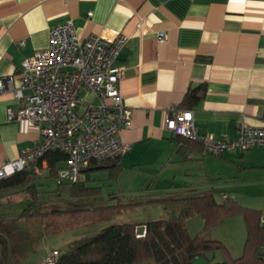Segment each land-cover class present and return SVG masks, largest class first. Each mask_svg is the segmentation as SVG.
I'll use <instances>...</instances> for the list:
<instances>
[{
  "label": "crops",
  "instance_id": "0c3cea01",
  "mask_svg": "<svg viewBox=\"0 0 264 264\" xmlns=\"http://www.w3.org/2000/svg\"><path fill=\"white\" fill-rule=\"evenodd\" d=\"M68 21L80 40L127 37L114 61L123 74L121 98L131 111V126L119 134L127 149L118 159V177L99 179L95 173V183H114L122 202L127 194L153 195L158 181L166 197L212 190L219 202L232 198L264 212V146L214 156L169 133L163 121L170 108L188 110L180 108L184 94L203 83V100L189 109L197 132L232 140L241 125L264 127V0H0V76H13L18 87L22 62L46 49L49 30ZM81 97L96 102L89 92ZM15 105L11 94L0 95V164L40 141L37 128L7 120V108ZM145 178V188H133ZM244 228L243 218L234 216L205 235L237 258ZM221 261L215 253L212 263Z\"/></svg>",
  "mask_w": 264,
  "mask_h": 264
},
{
  "label": "built area",
  "instance_id": "2783aa9c",
  "mask_svg": "<svg viewBox=\"0 0 264 264\" xmlns=\"http://www.w3.org/2000/svg\"><path fill=\"white\" fill-rule=\"evenodd\" d=\"M111 37L90 35L80 40L72 22L62 23L49 30L46 49L22 62L18 87L13 76H0V95L9 93L16 101L15 107L7 108V120L37 128L40 133L35 147L0 164V179L23 170L47 151L59 150L67 155L65 168L58 172L59 181L84 182L92 162L114 159L126 151L119 134L131 126V111L121 98L118 85L123 74L114 61L127 37L120 33ZM157 38L164 41L166 36L160 32ZM83 91L92 94L96 102L83 103ZM192 118L191 110L170 108L164 128L176 137L197 142L214 156L264 146V127L241 125L235 139L217 140L197 132ZM45 170L43 163L33 173L42 176ZM261 216L264 222V214ZM58 255L53 250L42 264H54Z\"/></svg>",
  "mask_w": 264,
  "mask_h": 264
},
{
  "label": "trees",
  "instance_id": "16d2710c",
  "mask_svg": "<svg viewBox=\"0 0 264 264\" xmlns=\"http://www.w3.org/2000/svg\"><path fill=\"white\" fill-rule=\"evenodd\" d=\"M205 90L203 83L195 89L188 90L184 94L180 108L189 110L197 106L203 100ZM177 138L183 142L198 144L186 138ZM119 158L101 163L92 162L86 170L84 182L67 183L58 179V172L66 166L67 155L59 150L47 151L23 170L0 179V196L9 193L24 194L25 198L22 201L24 208L15 214L19 219H39L48 214L73 216L89 210L98 211V214L112 212L117 214L121 212L120 208H134L137 205L150 203L161 204L170 210V216L165 219L144 224H113L91 236L75 239L67 245L65 251L57 250L59 255L54 264H139L146 261H152V264H192L194 258L202 257L208 252L214 255L218 253L222 257L220 263L211 261L210 264L264 263V222L261 216L264 212L244 207L232 198H225L219 202L212 190L184 189L162 199L150 198L146 201L124 204L119 198L116 205L110 204L93 209L66 208L46 211L44 206L50 201H63L61 193H65L66 198L71 199L99 195L101 193L99 186L87 185L95 181L92 179L93 172L97 167L104 166L108 171L109 179L115 180L121 170ZM43 163L46 165L44 174L36 176L33 169L43 167ZM49 182L55 184V190L45 189L50 185ZM107 197L110 201L118 199L115 193ZM196 216L202 219L203 228L200 233L192 237L187 231L186 221ZM234 216L243 218L246 231L242 252L237 258L229 254L224 244L218 240H208L205 235L209 229L221 226L225 220ZM3 217H0V221ZM139 226L144 227L141 236L135 233ZM2 264H8L7 257L3 253Z\"/></svg>",
  "mask_w": 264,
  "mask_h": 264
},
{
  "label": "rangeland",
  "instance_id": "374dc122",
  "mask_svg": "<svg viewBox=\"0 0 264 264\" xmlns=\"http://www.w3.org/2000/svg\"><path fill=\"white\" fill-rule=\"evenodd\" d=\"M97 175H96V174ZM99 179L108 177L107 170L93 172ZM143 178H141L142 180ZM45 182L44 179H41ZM155 180L154 176L149 178V182ZM140 181V179H139ZM147 179L142 181V185L137 184L134 189L145 188ZM50 183V182H49ZM97 183L101 185V193L91 197L66 198L65 193H61L63 201H50L44 208L46 211L53 209L84 208L93 209L99 206L117 204V200L110 201L107 196L116 193L117 187L108 180L95 183L92 181L87 185L92 187ZM154 193H140L137 195H125L123 203L127 204L136 201H146L150 198H164L166 193L160 190V182H156ZM121 185V184H120ZM63 186V185H62ZM123 186V185H121ZM63 188V187H62ZM46 190H55V184L50 183ZM148 194V195H146ZM51 197H54L51 195ZM25 198L22 193H9L0 196V250L6 255L8 264H42L47 259L53 249L65 251L67 245L75 240L98 233L101 229L123 223H148L151 221L165 219L170 216V210L158 203L137 205L134 208H120V213L98 214V211L76 213V215H52L48 214L39 219H19L15 217L24 208L22 202ZM264 206V205H262ZM117 208V207H116ZM114 210H116L114 208ZM187 230L192 237L200 233L203 228V221L199 216L192 217L186 221ZM216 229H209L210 232ZM208 233V232H207ZM139 264H152L146 261Z\"/></svg>",
  "mask_w": 264,
  "mask_h": 264
},
{
  "label": "water",
  "instance_id": "95a60500",
  "mask_svg": "<svg viewBox=\"0 0 264 264\" xmlns=\"http://www.w3.org/2000/svg\"><path fill=\"white\" fill-rule=\"evenodd\" d=\"M105 168L104 166H99L97 167V169H102ZM144 232V227L143 226H139L137 228V230L135 231V233H137V235L141 236ZM204 256L202 257H196L192 260V264H210V262L213 260L214 258V254H212L211 252H208L206 254H203Z\"/></svg>",
  "mask_w": 264,
  "mask_h": 264
}]
</instances>
